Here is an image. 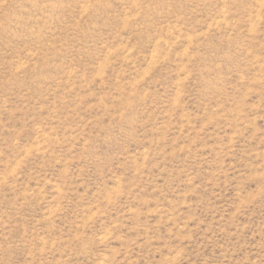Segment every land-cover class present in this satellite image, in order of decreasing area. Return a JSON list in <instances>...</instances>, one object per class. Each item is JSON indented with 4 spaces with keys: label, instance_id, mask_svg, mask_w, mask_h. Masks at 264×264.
<instances>
[{
    "label": "rangeland",
    "instance_id": "1",
    "mask_svg": "<svg viewBox=\"0 0 264 264\" xmlns=\"http://www.w3.org/2000/svg\"><path fill=\"white\" fill-rule=\"evenodd\" d=\"M0 264H264V0H0Z\"/></svg>",
    "mask_w": 264,
    "mask_h": 264
}]
</instances>
